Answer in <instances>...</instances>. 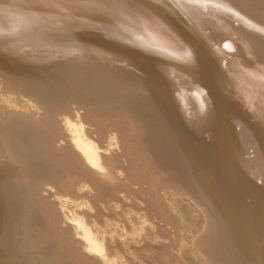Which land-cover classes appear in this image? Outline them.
Here are the masks:
<instances>
[{"label": "bare ground", "instance_id": "6f19581e", "mask_svg": "<svg viewBox=\"0 0 264 264\" xmlns=\"http://www.w3.org/2000/svg\"><path fill=\"white\" fill-rule=\"evenodd\" d=\"M219 2L0 0V264H264V0Z\"/></svg>", "mask_w": 264, "mask_h": 264}, {"label": "snow or ice", "instance_id": "6c2138e0", "mask_svg": "<svg viewBox=\"0 0 264 264\" xmlns=\"http://www.w3.org/2000/svg\"><path fill=\"white\" fill-rule=\"evenodd\" d=\"M36 6L42 7H56L60 8L61 11H64L69 8L77 7V8H87L94 10H104L107 7L114 6L110 3V0H63L62 3H55L53 0H33ZM195 6L201 8L211 7L213 9H220L224 7L219 0H214V2H208V0H189ZM160 5L159 8L154 10L158 11L160 15H162L165 19H168L171 23H173L177 28L180 26V21L173 20L169 14L168 9V0H158ZM149 7H153L151 3L148 4ZM179 7V5H177ZM249 76H252V73H248ZM262 83H264V75L259 76L258 78Z\"/></svg>", "mask_w": 264, "mask_h": 264}, {"label": "rangeland", "instance_id": "374dc122", "mask_svg": "<svg viewBox=\"0 0 264 264\" xmlns=\"http://www.w3.org/2000/svg\"><path fill=\"white\" fill-rule=\"evenodd\" d=\"M7 83H8L10 88H12L15 92H17V89L15 87H13V84H11L9 81H7ZM166 176L171 177L170 182L174 185L175 184H181V181H183V180H181V177L179 176L177 171L174 169H168V173L166 174ZM181 187H182V184H181ZM161 243H162V241H158V242H152L151 241V244H149V245L142 244L139 246H134V247H132L131 251H133L135 254L140 256L143 259L144 264H162L161 258L163 256V254L165 253L166 249L162 246ZM45 245H47V243H45ZM123 249H124V251H129V248H123ZM44 257H46V256H44ZM50 257L56 258V249L53 246L51 248V254L47 255L46 258L48 259Z\"/></svg>", "mask_w": 264, "mask_h": 264}]
</instances>
